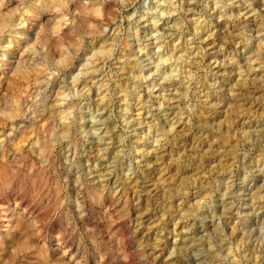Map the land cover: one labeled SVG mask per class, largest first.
Here are the masks:
<instances>
[{
    "label": "clouds",
    "instance_id": "obj_1",
    "mask_svg": "<svg viewBox=\"0 0 264 264\" xmlns=\"http://www.w3.org/2000/svg\"><path fill=\"white\" fill-rule=\"evenodd\" d=\"M0 264H264V0H0Z\"/></svg>",
    "mask_w": 264,
    "mask_h": 264
}]
</instances>
